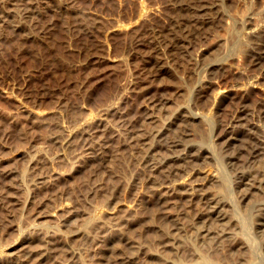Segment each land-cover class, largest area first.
<instances>
[{
	"label": "rangeland",
	"instance_id": "rangeland-1",
	"mask_svg": "<svg viewBox=\"0 0 264 264\" xmlns=\"http://www.w3.org/2000/svg\"><path fill=\"white\" fill-rule=\"evenodd\" d=\"M192 1L0 0L1 264H264L257 216L238 203L233 176L241 162L252 160L246 149L255 138L264 147V77L240 88L255 72L241 33L255 0H216L218 13L181 6ZM256 10L263 15L264 4ZM175 35H188L178 50L171 45ZM158 60L156 72L150 62ZM208 60L217 63L212 74ZM202 77L214 92L197 108L194 86ZM215 89L228 91L219 106H213ZM240 103H247L245 110ZM183 112L197 116L191 142L198 144L188 155L182 146L167 149L156 136L166 125L173 135ZM232 113L239 114L229 128L236 138L223 128ZM253 159L264 171L263 156ZM193 165L197 175L212 172L206 186L222 198L219 208L233 219L232 234L222 243L199 241L196 221L183 214L178 222L187 228L178 250L150 258L170 226L154 195V210L142 202L162 182V192L178 196L184 187L173 180ZM38 172L50 174L44 183L32 181ZM68 211L77 214L71 221L63 220ZM43 231L53 233L55 250L46 259L38 255ZM68 238L70 260L57 251ZM134 251L135 262H121Z\"/></svg>",
	"mask_w": 264,
	"mask_h": 264
},
{
	"label": "bare ground",
	"instance_id": "bare-ground-1",
	"mask_svg": "<svg viewBox=\"0 0 264 264\" xmlns=\"http://www.w3.org/2000/svg\"><path fill=\"white\" fill-rule=\"evenodd\" d=\"M263 4H264V0H255V7L245 16L244 24H243V26L241 28L242 35L249 42V46H248V49L246 51L247 52V59H248V62H249L248 64L252 65L253 67L255 66V72L250 74V76H248L247 80L245 79L246 81L244 80L245 82L241 83L242 85L240 84L241 85L240 88L242 90L245 87L249 86V85L252 86V85L259 84L260 83V78L264 77V14L258 17L257 16V10H256L257 7H259L261 5L263 6ZM181 6H183V8L185 7L186 9L188 7H190V8L193 7V9L195 11H199V12L202 9H210V10L214 11L215 13H218L217 12L218 11V2L216 0H212L211 2L208 1V0H194L192 2H186V3H184V5H181ZM189 11H191V9ZM197 13H195V14H197ZM193 18H195V17H193ZM211 20H212V17H211ZM208 21L210 22V19L206 18V17L203 20V22H208ZM181 30H183V28ZM185 32H187V31H185ZM185 34H183V35H185ZM177 35H179V34L177 33ZM177 35H175V36H177ZM186 37L177 36L175 39L173 38L174 40L171 39V45L174 46L175 49L178 46H183V45H181V43L183 41L181 43H180V41L183 40L184 38L186 39ZM160 38L163 39V36L160 37ZM167 38L169 40V37H167ZM164 40H165V38H164ZM157 41H159V40H157ZM163 43H165V42H163ZM166 43L168 44L167 41H166ZM169 47H170V45H169ZM179 48L180 47H178V49ZM172 49H173V47H172ZM178 49H176V50H178ZM232 59H233L232 63L234 65V67H238V64H239L238 55L233 56ZM208 61H206L207 63L205 62L206 71L208 73L212 74L213 65H215L217 63L216 62H212V61L210 62V60H208ZM150 63L152 64V67H153L154 71H156V72L161 67V64H159L160 63L159 60L158 61H153V62H150ZM209 80L210 79L208 77H207V79H206V77L205 78L202 77L197 82V84L194 86L193 102H194V106L195 107H197L199 105L200 101H202V99L204 97H207L208 95H210L212 93L213 90L210 89V87H211L210 84L211 83L209 82ZM223 87H224V85H223ZM215 90L216 91L213 94V102H214L213 106H217V105L219 106V104L222 102V99L228 97V93H227L228 91L222 90V89L221 90L215 89ZM237 90H238V88H237ZM240 104H238L237 106H239ZM246 105H247V103H246ZM246 105H244V103H242L240 105V106H242L241 107L242 109L241 108L240 109L242 111L245 110L246 109V107H245ZM247 109H248V107H247ZM232 112H233V110H232ZM249 112H250V110H249ZM228 113H226L227 116H228ZM259 113H260V115H259L260 118L264 117V108H262ZM242 115H241V117H243ZM196 117H197L196 114H192L190 112L181 113L180 117L179 118L177 117L178 119L174 123V124H176L177 129L175 130V132L173 131V135L169 134V131L171 129L168 132H165V130L170 128V127H168L169 125L168 126L166 125L163 128L164 130L161 129V130L157 131L158 134H156V136L158 137V141L161 143V145H164L165 147H167V149H174V148H176L178 146H182L183 149H185L184 154L186 153V155H188L190 153V151L192 150L191 148L192 147L195 148V145L198 144V143L194 144L195 142L193 143V141L191 142V139L193 137V131H192V128H191V124L193 123L192 122L193 118H196ZM216 117H218V116H216ZM238 118H239V114L238 113H232V114L229 115V117L225 121V127L222 126L224 128V131L226 133H228V135L230 134L229 137H231V138H236L237 137V136L235 137V135H233L234 133L229 128L231 126L232 121L233 120H237ZM225 119H223V120H225ZM243 120H245V119H243ZM252 121H253V119H252ZM222 123H224V122H222ZM253 123L257 124L258 122L256 123V121H254ZM238 124H239V122H238ZM89 128L91 130L90 126H89ZM66 129L69 132L68 134L65 133L66 137H67V135H69L70 132L72 131V128H70V126H68V128H66ZM172 130H174V129L172 128ZM247 131H248V129H247ZM64 135L61 138H63V137L65 138ZM259 135H257V136H259ZM255 139L256 140L252 141L253 142L252 144L250 143L251 144L250 146L248 145V148L246 149V151H248V153H249L248 155H250V157H253V158L255 157L256 158L258 155H262L263 158H264L263 140L261 138H258V137L255 138ZM64 140H65L64 142H66L68 139L65 138ZM57 143H59V142H57ZM55 146H56V144H55ZM58 146H60V145H58ZM65 146H67V145H65ZM65 146L64 147L61 146V147H63L62 149L66 150V148H68V146L66 148H65ZM202 147L203 146H199L198 145V147H197L198 150H196V152L200 151L199 149H201ZM62 149H59L57 152L59 154H63L62 157L64 159L65 158L64 156H66V155H64V152H63L65 150H62ZM193 151L194 150H192V153H193ZM196 152H194V153H196ZM238 152H240V151H238ZM75 153H76V151L74 152V154ZM199 154H200V152H199ZM230 154L231 155H226L225 154L226 155V163L228 165L232 166V163H233L232 162V158L235 157V154H232L231 152H230ZM67 155H69V157H70L71 154H67ZM169 156H171V155H169ZM177 156H178V154H177ZM54 157L56 158V156H54ZM253 158H252L251 161H250V159H251L250 158L249 162H246V163L244 162V164H243V162H241L242 163L241 167L239 166L240 168L238 167L236 169V173L234 172L235 174L233 176L235 177V175H236L235 182H234L236 184V186L234 187L235 188V193L234 194L236 195V199H237L238 203H241L242 207H244L246 210H250L251 209V211H253L252 214L257 216V219H255V221H254V230L257 231L260 235L262 234V237L264 238V196H262L260 198L257 197L259 195V192H261V194L264 195V174H263L264 171L262 169V165L260 164V162L257 161L258 159L256 161H254L255 159H253ZM237 165H239V164H237ZM202 167H203V165H202ZM198 171H199V168L196 167L195 165H193L189 169L183 170L177 177H175V179L173 180L175 182V184H181L184 187V189L182 190V192L178 196L177 195H172V194L167 193V192H164V190L162 192L163 188H167V184H162L163 182L162 183L160 182L162 186L161 187L159 186V187L161 189L157 188L158 191L156 193H153V194L150 193V195L146 194L147 197L142 202V206L144 207V209L146 208V209L154 210L155 208L154 209L152 208L154 206V203L157 204V205L158 204H162L164 206V208H166L165 209V211H167L166 216H167V219L169 221V226H170V231L163 233V237H161L162 239L159 242L158 250L154 251V252H149L148 255H149L150 258L156 257V258H159V259H163V253H164L165 250H171V251L172 250L173 251L174 250L175 251L178 250L179 246H178L177 242H178L180 236L183 233H185L186 228H187V227L185 228V226L182 225L183 223L179 224V222H180L179 219H180L181 215H183V214L189 215V217H192L193 220L196 221V222L193 221V222L196 223V226H195V223L193 224V226H195V230H196V233H197L196 234L197 235L196 238H198L199 241L200 240H205V238L208 239L210 237L212 239H216L218 241L219 239H223V238L226 239V238L231 236V234H232V226H233L232 225L233 219L228 217L227 214H224L223 212H221V208H219V207H221L220 204L223 201V200H221L222 198H220L211 189H209L208 188L209 186H206V179H208L210 176L212 177V172H210L208 170H205L206 173H204L202 175H197ZM48 174L49 173H46V172H40V173L38 172V174H36V176L33 177L32 181H36L37 183H40V182L42 183L45 180V178L50 175V174L49 175ZM152 195L155 196L154 197V203L150 202V199L151 198L153 199ZM141 197H144V196H141ZM196 205H198L199 208L194 210V212L190 214V210L194 209L196 207ZM68 213H69V211H68ZM76 215L77 214L75 212H71L63 220H70L71 221V219L74 218ZM142 218H144V216ZM139 220H140V218H139ZM43 234L45 235V237H44L45 240H44V243H42L43 247L38 252V255L40 256V259H46L47 257H49L50 255L53 254V251H55L54 250V246H53L54 242L52 243L51 239L49 238V235H51L53 233L51 231H45V232L43 231ZM263 240H261V241H263ZM70 241L71 240L68 238L67 240L61 241L58 244V247L55 246V247L58 248L57 251L59 252V254H61V256L62 255L66 256L67 260H70L68 258V256L72 255L73 252H74L73 251V249H74L73 246H72V248L70 246ZM201 242H203V241H201ZM218 242L222 243L223 241L222 242L218 241ZM113 243H115L113 238H109V240H108L109 246L112 245ZM134 250H135V248H134ZM30 251H31V249H30ZM137 253H138L137 251H134L130 255H127V256L121 258V262L122 263L123 262H132V263L135 262V259L137 258ZM39 256H38V258H39ZM67 260H65V261H67Z\"/></svg>",
	"mask_w": 264,
	"mask_h": 264
}]
</instances>
